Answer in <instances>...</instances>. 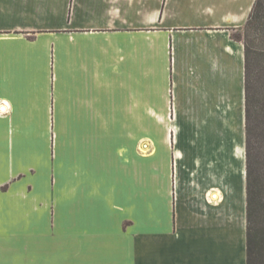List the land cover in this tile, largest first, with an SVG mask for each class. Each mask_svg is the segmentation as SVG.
<instances>
[{"label": "crops", "instance_id": "obj_1", "mask_svg": "<svg viewBox=\"0 0 264 264\" xmlns=\"http://www.w3.org/2000/svg\"><path fill=\"white\" fill-rule=\"evenodd\" d=\"M254 2L0 0V264H247Z\"/></svg>", "mask_w": 264, "mask_h": 264}, {"label": "trees", "instance_id": "obj_2", "mask_svg": "<svg viewBox=\"0 0 264 264\" xmlns=\"http://www.w3.org/2000/svg\"><path fill=\"white\" fill-rule=\"evenodd\" d=\"M244 36L232 34L245 46L246 90V244L247 264H264V168H255L252 149L256 130L264 119V0H255L243 27Z\"/></svg>", "mask_w": 264, "mask_h": 264}, {"label": "rangeland", "instance_id": "obj_3", "mask_svg": "<svg viewBox=\"0 0 264 264\" xmlns=\"http://www.w3.org/2000/svg\"><path fill=\"white\" fill-rule=\"evenodd\" d=\"M182 16L179 17L176 21H184V20H196L193 15H191V12L186 11L184 14H181ZM232 34H240L244 36V31L242 28H238L232 31ZM257 47L264 46V41L261 39L256 40ZM259 129L256 130L255 137H254V146L252 149V161L255 168L263 167L264 168V119L261 118ZM247 164V159H246Z\"/></svg>", "mask_w": 264, "mask_h": 264}]
</instances>
